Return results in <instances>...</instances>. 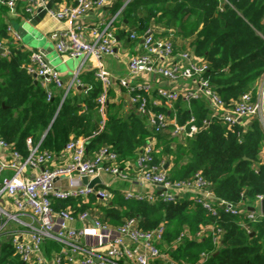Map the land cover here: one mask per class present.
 <instances>
[{"label": "trees", "instance_id": "1", "mask_svg": "<svg viewBox=\"0 0 264 264\" xmlns=\"http://www.w3.org/2000/svg\"><path fill=\"white\" fill-rule=\"evenodd\" d=\"M122 5L121 0H115L113 11L118 12ZM0 6V40L6 38L10 49L8 55L0 53V138L27 155L29 137L33 144L40 142L42 149L58 154L72 137L81 136L88 140L89 154L109 146L122 164L134 161L137 150L153 138L154 163L169 161L172 180L188 179L200 172L219 199L246 207L256 205L258 195L264 194V156H260L264 127L257 119L247 127L241 122L228 126L210 118L206 101L193 100L189 108L179 99L174 105L180 123L192 116L198 126L206 118L210 123L195 138L177 142V137L149 128L134 107L125 112L121 103L112 100L111 89L102 114L98 98L104 87L96 70L80 73L83 87L70 90L66 96L63 89L51 84L52 96L48 99L46 88L27 72L30 51L9 37L4 17L7 10ZM124 20L129 38L132 32L141 35L153 21L164 29L163 34L188 39L195 54L208 62L206 77L227 104L244 92L255 91L264 72V0H130L114 24ZM126 33L117 30L120 37ZM112 193L103 219L118 225L135 217L146 230L164 225L168 249L161 247L174 261L197 263L207 252L202 264H264V215L250 220L222 208L213 215L188 197L149 201L125 199L119 190ZM78 202L60 200L57 207H88ZM208 224L223 230L219 244L213 243L212 235L195 237ZM183 231L187 235L175 244ZM0 264H21L8 244L3 247Z\"/></svg>", "mask_w": 264, "mask_h": 264}, {"label": "built area", "instance_id": "2", "mask_svg": "<svg viewBox=\"0 0 264 264\" xmlns=\"http://www.w3.org/2000/svg\"><path fill=\"white\" fill-rule=\"evenodd\" d=\"M23 1V11L32 20L40 10L53 0H0V4L15 11ZM113 0H76L73 5L52 6L47 14L63 26L51 32L57 52L68 57H83L101 60L116 56V32L114 20L129 3L126 0L117 14L109 20L101 19L86 30L79 19L95 8H102ZM152 23V22H151ZM7 32L14 42L21 34L11 24ZM130 38L142 39L143 51L128 59V74L114 77L107 70L96 71L103 83L104 91L99 96V110L104 111L107 91L115 83L123 87L136 111L145 117L146 124L156 132H166L173 137L193 139L198 132L209 125L210 119L198 126L192 116L180 123L175 103L182 99L190 108L193 100H204L210 109V118L222 120L228 126L241 122L247 125L257 119L264 127V72L257 87L241 94L227 104L212 87L206 73L209 64L192 50H176L172 36L160 35L154 23L139 35L132 32ZM8 55L10 49L4 39L0 50ZM31 63L27 71L52 96L51 84L65 89L82 86L79 78L81 68L74 72L69 84H65L59 72L49 64L41 50L31 52ZM83 62L81 67L85 64ZM166 106V110H156ZM246 120V122H245ZM87 138L72 137L64 149L56 154L33 144L27 138L28 154L17 150L13 143L0 138V256L5 245H10L21 264H202L208 256L205 252L197 263L174 261L162 247L165 227L159 225L143 229L135 217L126 218L114 225L103 219V209L112 202L113 194L105 175L122 182L131 181V171L140 185L137 189L121 191L125 199H146L173 201L185 193L201 204L213 215L218 208L231 215H243L256 220L264 215L261 203L264 194L257 197L254 210L241 203L219 199L211 184L200 173L191 178L172 180L165 163H154V139L150 138L139 150L135 161L119 162L117 153L109 146H103L89 154ZM264 153V145L261 148ZM87 178V183L83 178ZM99 177L101 182L92 187L90 182ZM150 191H143V186ZM76 199L79 204L88 205L78 209L72 205L58 208L60 200ZM243 226L251 231L247 225ZM223 230L206 225L195 237L212 235L213 243L219 244ZM187 235L183 231L175 244ZM194 237V238H195ZM54 245L57 246L55 248ZM162 246V247H161Z\"/></svg>", "mask_w": 264, "mask_h": 264}, {"label": "crops", "instance_id": "3", "mask_svg": "<svg viewBox=\"0 0 264 264\" xmlns=\"http://www.w3.org/2000/svg\"><path fill=\"white\" fill-rule=\"evenodd\" d=\"M114 1L115 0H113L110 4H108L102 8L93 9L88 14L81 17L79 19V22L81 24H83V26H85L86 30H88L91 26H93L96 23H98L99 21H101V19L109 20L110 18H113L117 14V12L113 11ZM121 1H122V3H124L126 0H121ZM75 3H76V1H75ZM75 3H69V0H59L56 3L53 2L52 6H60L63 4L73 5ZM23 5H24V2L19 1L15 11H11L6 6L2 5L7 10L4 13L6 25L11 24L16 31L20 32V30H23V27L26 25V23H29L31 26V29H30L31 31L29 34L31 36L30 40L25 42V41H22V39H21L20 41H18V43L24 49L30 51V54L33 50H41L44 53L46 60L49 62V64L51 66H53L59 72L60 77L64 81L65 84H69L71 82L73 75H74V72H76L80 68H81V73L86 72V71H90V70H96L97 71L98 69L103 68V69L107 70L112 76H114L116 78L120 77V76H125L128 74V59L133 54H139L143 51L142 39L133 40V39L129 38V34L126 33V32H128L129 27H128L127 21L124 20L122 22V24L115 25V32H116V38H117V44L115 47V50L117 52L116 56H106V57L102 58L101 60H98L96 58L91 57V58L87 59L86 62L84 61L83 58L80 59L79 57L71 58L68 56H64V55L60 54L59 52H57V50L55 48V43L50 37V34L52 31H54L57 27H59L61 25L63 26L62 22H58V21L54 20L53 18H51L48 14H46L44 19H42L37 24H33V23H31V20H27L28 16L25 15V13L23 11ZM152 23H153V21H152ZM152 23H150V24H152ZM155 26H156L157 31L160 35H165V34H163V32H164L163 28H161L157 25H155ZM117 30H119L121 32H125L126 33L125 36L120 37L119 35H117ZM20 34H21V32H20ZM166 35L170 36L169 34H166ZM21 38H22V36H21ZM2 39H4L6 41V43L8 42L6 38H2ZM173 41H174L176 50L180 51V50L189 49V50H192L194 52L193 48L191 46L190 47L188 46V44H189L188 39L185 40V39H181L180 37H176L175 39H173ZM176 44L179 45L178 48L176 47ZM83 62H85V64L81 67V64ZM30 63H31V58H30ZM26 69H27V66H26ZM35 80H37V79H35ZM37 82H39V81L37 80ZM50 87H51V85H50ZM55 87L58 88L57 86H55ZM82 87H83V85L81 86V88ZM77 88H78V86L76 88H72L70 90L77 89ZM61 89H63V88H61ZM78 89H80V88H78ZM109 89H111L112 92H114V97H112V100L116 101L117 103H121L123 105L122 107H123V110L125 112H129V110L134 107V106H132V104L129 100V96H128L126 90L123 87L119 86L118 83H115ZM63 90L65 91V89H63ZM70 90H69V92H70ZM64 95H65V92H64ZM107 96H108V93H107ZM104 110H105V108H104ZM101 113L104 114V111ZM245 122H246V120H245ZM250 124L245 125V127L249 126ZM260 156L263 157L264 153L260 152ZM136 158H137V153H136ZM136 158H135V160H136ZM169 166H170V164L168 165V168H169ZM135 174H136V170L133 169L131 171V177H132L131 181H125V182H122V181L119 182L118 179H115L109 175H105L104 179L106 182L111 183V186L109 187L111 192H112V190H119L121 192L124 189H137L140 187V185L138 184V182H136V180L134 178ZM115 184H117V185L115 186ZM142 190L145 192L150 191V187L148 185L147 186L145 185L142 187ZM181 196L193 199L191 197L190 193H185ZM249 207H252V206H249ZM249 207H247V208H249ZM163 247L165 248V246H163ZM164 252L166 254H168L166 251H164Z\"/></svg>", "mask_w": 264, "mask_h": 264}, {"label": "water", "instance_id": "4", "mask_svg": "<svg viewBox=\"0 0 264 264\" xmlns=\"http://www.w3.org/2000/svg\"><path fill=\"white\" fill-rule=\"evenodd\" d=\"M51 7H52V1H49V2L47 3V5H46V8L40 10V12L38 13V15L35 16V17L31 20V23H33V24H37V23L40 22L42 19H44V17H45L46 14H47V10L50 9ZM3 52H4V50L1 49V50H0V53H3ZM35 81L37 82V80H35ZM78 88H81V86H78ZM244 158H247V157H244ZM168 165H169V162L167 161V162L165 163L164 167H165V168H168ZM83 181H84L85 183H87V178L84 177V178H83ZM100 182H101L100 178H99V177H96V178H94V179L90 182L89 186L92 187V186H94V185H96V184H99ZM261 207H262V211H263V213H264V199H263V201H262V203H261ZM249 209H250V210H254V207H253V206H252V207H249ZM252 233H254V232H252Z\"/></svg>", "mask_w": 264, "mask_h": 264}, {"label": "rangeland", "instance_id": "5", "mask_svg": "<svg viewBox=\"0 0 264 264\" xmlns=\"http://www.w3.org/2000/svg\"><path fill=\"white\" fill-rule=\"evenodd\" d=\"M31 29V26H30V24L29 23H26V25L23 27V30H20V32H21V36H22V41H29L30 40V38H31V36L29 35L30 34V30ZM19 32V33H20ZM172 36V35H171ZM176 38L177 36H173V38ZM174 38V39H175ZM178 46L179 45H177L176 44V47L178 48ZM188 46L190 47V45L188 44ZM71 58H73V57H71ZM80 59H82L83 57H79ZM184 141V139L182 138V137H179V138H177V142H183ZM119 182H121V180H118ZM117 184H115V186H116ZM165 248H166V250L168 249V247L167 246H165Z\"/></svg>", "mask_w": 264, "mask_h": 264}]
</instances>
